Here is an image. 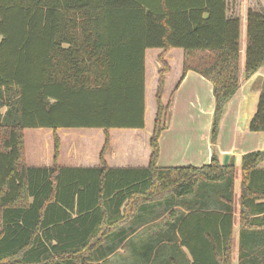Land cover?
<instances>
[{"label": "trees", "instance_id": "16d2710c", "mask_svg": "<svg viewBox=\"0 0 264 264\" xmlns=\"http://www.w3.org/2000/svg\"><path fill=\"white\" fill-rule=\"evenodd\" d=\"M0 0V264H264V150L233 162L159 168L165 61L183 50L212 88L210 141L225 106L264 65V0ZM242 26L245 37L241 65ZM157 61L156 114L145 168H111L110 131L145 125V52ZM53 133V162L30 167L25 130ZM100 130L99 167L58 165V130ZM264 133V92L250 120ZM237 204V207L235 205Z\"/></svg>", "mask_w": 264, "mask_h": 264}, {"label": "crops", "instance_id": "0c3cea01", "mask_svg": "<svg viewBox=\"0 0 264 264\" xmlns=\"http://www.w3.org/2000/svg\"><path fill=\"white\" fill-rule=\"evenodd\" d=\"M242 13L244 14V11ZM243 48L244 46L241 45V58H243ZM161 53L162 50L157 49H149L145 52L144 104L148 89L155 98L160 69L157 58ZM165 61L170 71L165 77L162 102L165 103V99L168 98L170 103L166 112V127L159 137L157 166L159 168L201 167L210 162L212 154H216L221 163L224 157L228 156L227 164L230 161L233 162L236 171L234 189L237 194L240 187L241 156L248 152L264 150V133H251L248 130L250 120L256 111L258 98L261 92H264V65L248 79L241 71L239 88L224 108L218 124L217 140L213 145L210 141V130L214 97L210 83L192 71H188L182 78V49L171 50ZM146 114L154 116L155 106L150 105L149 109H145L143 129H114L117 131L116 134L110 131V146L104 157L108 167L145 168L148 166L151 155L149 142L153 130L151 128L154 126L150 125L147 128ZM190 119L193 120L190 121ZM99 135L103 138V132ZM99 140L101 142L102 139ZM57 163L61 167L100 166L99 155L98 163L94 158L89 163L82 161L73 162L74 164L70 165L63 162ZM45 166L48 167V165ZM260 167L264 168V161ZM233 216L231 264H238L240 216L237 211ZM248 240L251 241L250 247H252L257 241L264 243V235L250 232Z\"/></svg>", "mask_w": 264, "mask_h": 264}, {"label": "rangeland", "instance_id": "374dc122", "mask_svg": "<svg viewBox=\"0 0 264 264\" xmlns=\"http://www.w3.org/2000/svg\"><path fill=\"white\" fill-rule=\"evenodd\" d=\"M245 8H247V0H238L236 5V11L235 7L232 6L231 13L234 15L237 14L238 11L243 12ZM241 34V45L244 46L245 37L243 32V26ZM242 62L243 58H241V64ZM145 98V109H149L150 105H152L153 107L155 106L156 114L155 98L151 95L150 89L147 90ZM164 102L165 103L162 102L164 107H167L168 109L170 99L166 98ZM146 115L147 128H149L150 125L153 127L155 115ZM192 120L193 119H190V121ZM112 131L113 134L117 133V131L115 130ZM151 132H153V130ZM24 133L27 165L30 167H42L45 165L50 166L53 162L52 160L54 147L52 131L43 129H27ZM101 133L102 131L100 130L81 129L57 131V137L60 140V153L58 156V162H63V164L69 165L74 164L73 162L79 161H82L83 163H89L94 158L96 163H98V155L104 144V135L103 138L102 135H99ZM99 139H102L101 142Z\"/></svg>", "mask_w": 264, "mask_h": 264}, {"label": "water", "instance_id": "95a60500", "mask_svg": "<svg viewBox=\"0 0 264 264\" xmlns=\"http://www.w3.org/2000/svg\"><path fill=\"white\" fill-rule=\"evenodd\" d=\"M227 161H228V156H225L224 157V160H223V165H226L227 164Z\"/></svg>", "mask_w": 264, "mask_h": 264}]
</instances>
